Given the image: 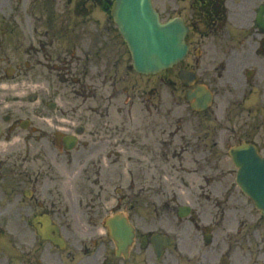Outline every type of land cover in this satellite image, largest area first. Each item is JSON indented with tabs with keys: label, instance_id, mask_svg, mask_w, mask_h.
I'll return each instance as SVG.
<instances>
[{
	"label": "flooded vegetation",
	"instance_id": "1",
	"mask_svg": "<svg viewBox=\"0 0 264 264\" xmlns=\"http://www.w3.org/2000/svg\"><path fill=\"white\" fill-rule=\"evenodd\" d=\"M20 1L17 19L6 8L0 15V78H23L30 70L34 78L51 71L59 80L83 78V101L73 113L100 114L96 122L79 114L86 134L68 149V120L49 121L61 132L38 120L24 128L0 89V264H200L202 249L209 264H219L215 232L203 231L199 217L180 216L165 185L137 191L133 183L116 198L107 190L120 180V160L136 157L131 144L148 159L193 160L187 172L208 174L219 190L231 189L230 146L251 141L264 155V0H152L163 21L182 22L186 52L148 76L120 71L130 57L111 18L114 0ZM120 94L129 101L124 107ZM137 101L145 125L131 135L109 111L131 118ZM107 159L116 171L105 170ZM115 212L132 226L126 253L105 226ZM224 245L229 260L234 249L242 257L244 250L264 253L260 233H229Z\"/></svg>",
	"mask_w": 264,
	"mask_h": 264
},
{
	"label": "water",
	"instance_id": "2",
	"mask_svg": "<svg viewBox=\"0 0 264 264\" xmlns=\"http://www.w3.org/2000/svg\"><path fill=\"white\" fill-rule=\"evenodd\" d=\"M115 19L128 42L137 71H158L172 65L182 53L179 32L174 29V35L171 29L167 30L166 25L159 22L150 0H118ZM248 150H242L244 155L241 159L235 158L240 167L244 163L246 165L238 182L264 215V162ZM245 156L252 160L244 161Z\"/></svg>",
	"mask_w": 264,
	"mask_h": 264
},
{
	"label": "rangeland",
	"instance_id": "3",
	"mask_svg": "<svg viewBox=\"0 0 264 264\" xmlns=\"http://www.w3.org/2000/svg\"><path fill=\"white\" fill-rule=\"evenodd\" d=\"M4 1L5 0H0V9H3L6 7V4L4 3ZM11 7L14 9L17 8L16 0H13V4H11ZM95 14L96 13H93V15ZM27 19L29 20V18ZM25 23H29V21H26ZM21 66L23 67V64ZM50 74L54 75L53 71H51ZM33 76H34L33 73L30 74V77H33ZM52 79H54L53 83L51 79H48V82H50L51 86H53L54 84V86L56 87V83L58 82V80L56 81L55 78H52ZM0 83L1 84L5 83L7 85L6 90H5L6 91L5 97L8 95V102L10 105L9 107L10 110H13L14 108L13 104L20 105L26 111L29 109H34L33 106L38 105L39 101L31 102L27 100H21V95L16 96V93L18 92L20 94V92L22 91L24 93L32 91L34 89L33 86L35 83V78H30V79L25 78L21 80L20 79H4ZM63 99L68 100V102L72 103V101H70L69 93L61 97V102H63ZM71 105L69 104V106ZM62 108L66 109L67 107L62 106ZM141 174H146L145 168H144V171H140V168L137 169V178H138L137 182L138 183H142V185L152 183V181H150V177L144 179L143 177H141L142 176ZM205 180L206 179L202 176H194L193 181L196 182V185L202 184L204 185L205 189L203 191L200 190V193L194 191L193 192L194 195L191 199L194 200L195 205L198 208V210H201L203 212V216L206 218L205 220H211L214 222V224H216L214 225L215 227L214 238L219 244L222 245L219 249L216 250V260L218 258V255H220V253H222L223 250L226 248V246L224 245V242H225V238L227 234L236 232V231H241V228H240L241 222L239 221L240 219H243L244 217L249 227L245 226L242 229V232L246 231L249 228V231H256L257 233H260L264 237V230H263L264 219L261 218L259 212L253 207L252 203L247 197H245L238 189H235V188L234 190H231L225 193L218 191V189L212 190V187L209 189L208 187L205 186V183H204L206 182ZM175 183L178 184V186L183 187L182 180H180V177H178L175 180ZM175 183H172V185ZM127 184L128 183L124 184L126 193H128L127 190H129ZM181 189L183 190L184 188H181ZM207 194L210 195L212 199L211 198L210 200L205 199V195ZM214 197L219 198L222 201L217 206L214 203L215 202L213 199ZM225 197H227L226 203H225ZM137 199L140 200L141 197L138 196ZM188 230L190 231V233L195 232L193 227L191 228L189 227ZM234 250L231 256V260H233L232 262L234 264H238V263L243 264L244 262H242V258L247 257V256L249 257V264H264V258H262L264 253L258 252L257 249L253 250L251 253H246V250H244L243 253L245 255L243 257L241 256L242 254L239 252L238 249H236V253H234ZM203 253L206 255L205 260L202 261L200 264H209L207 262L209 252L208 251L204 252L202 249L200 254L202 255ZM183 264H189V263L183 262Z\"/></svg>",
	"mask_w": 264,
	"mask_h": 264
}]
</instances>
